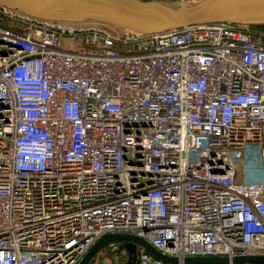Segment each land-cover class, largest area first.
<instances>
[{"label": "built area", "instance_id": "2783aa9c", "mask_svg": "<svg viewBox=\"0 0 264 264\" xmlns=\"http://www.w3.org/2000/svg\"><path fill=\"white\" fill-rule=\"evenodd\" d=\"M101 26L0 6V264L264 257V32Z\"/></svg>", "mask_w": 264, "mask_h": 264}, {"label": "water", "instance_id": "95a60500", "mask_svg": "<svg viewBox=\"0 0 264 264\" xmlns=\"http://www.w3.org/2000/svg\"><path fill=\"white\" fill-rule=\"evenodd\" d=\"M0 6L39 20L83 24L98 23L143 35L160 34L191 26L218 23L264 26V0H0ZM129 241L146 249L164 263L175 258L160 255L145 241L127 234H109L99 239L79 264H87L105 244ZM225 257L186 258L185 264H226ZM235 264H264V257H238Z\"/></svg>", "mask_w": 264, "mask_h": 264}, {"label": "rangeland", "instance_id": "374dc122", "mask_svg": "<svg viewBox=\"0 0 264 264\" xmlns=\"http://www.w3.org/2000/svg\"><path fill=\"white\" fill-rule=\"evenodd\" d=\"M89 25H94L95 26L96 24H87V25H82L80 27H85V26H89ZM101 28L106 29L111 35H115V36H119V35H121V34L124 33V31H120V30H117V29H113V28H110V27H107V26L104 27V25L101 26ZM259 30H261L262 32H264V28L259 29ZM123 243L125 245V248L127 250H129L130 252H132V250L134 249V245L131 242H129V241H123ZM97 255H98V252L95 253V256H97Z\"/></svg>", "mask_w": 264, "mask_h": 264}, {"label": "bare ground", "instance_id": "6f19581e", "mask_svg": "<svg viewBox=\"0 0 264 264\" xmlns=\"http://www.w3.org/2000/svg\"><path fill=\"white\" fill-rule=\"evenodd\" d=\"M87 24H98V23H91V22H87V23H83V24H75V25H77V27H80V26H82V25H87ZM98 25H102V24H98ZM105 26V25H104ZM108 27V26H107ZM113 29H117V28H113ZM117 30H119V29H117ZM120 31H123V30H120Z\"/></svg>", "mask_w": 264, "mask_h": 264}, {"label": "trees", "instance_id": "16d2710c", "mask_svg": "<svg viewBox=\"0 0 264 264\" xmlns=\"http://www.w3.org/2000/svg\"><path fill=\"white\" fill-rule=\"evenodd\" d=\"M142 1H152V0H142ZM254 28L262 29V28H264V26H254Z\"/></svg>", "mask_w": 264, "mask_h": 264}]
</instances>
